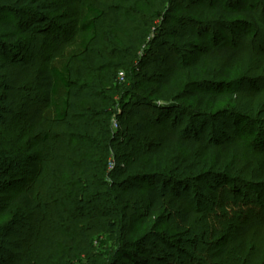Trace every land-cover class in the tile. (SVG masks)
I'll return each mask as SVG.
<instances>
[{"label": "trees", "instance_id": "1", "mask_svg": "<svg viewBox=\"0 0 264 264\" xmlns=\"http://www.w3.org/2000/svg\"><path fill=\"white\" fill-rule=\"evenodd\" d=\"M155 1L157 3L139 0L136 4L139 10H129L135 13L136 22L120 0L83 4L85 14L77 28L76 52L61 65L46 59L42 68L34 73L42 106L49 108L51 121L60 132L50 134L43 127L38 131L42 132V175L46 180H53L48 189V209L52 207L55 216H42L45 235L42 243H38L29 255L32 264H82L83 261L85 264H163L165 255H158L157 261L154 260L143 243L153 238L151 235L162 215L174 216L176 229L180 232L190 228L194 211L182 210L190 204L182 201L177 187L189 183V175H198L200 181L210 179L224 160L241 161L246 157L248 138L257 141L255 147L264 149V143L255 139L260 136L256 127L252 124L245 132L244 120L226 111H219L218 114L223 115L216 119H227L226 129L231 125L235 127L238 135L235 142H220L225 135L215 128L210 132V143H201L196 137L198 131H203L215 119L203 112L205 108L212 111L221 104L235 103L237 94L229 92L222 80L229 79L233 71L247 74L261 58L246 47H235L232 42H216L215 36L202 50L201 45L207 42L205 33L214 22L223 30L237 28V32L243 31L250 28V23H256L258 13L248 2L241 0L235 4L230 0H192L180 8L184 17L178 21L173 16L177 13L173 6L178 0ZM166 4L171 7L162 14ZM7 8L0 3V17L6 15ZM157 20L174 29L162 28L163 33L175 41L173 51L189 49V55L195 54L191 60L174 62L157 72L152 87L145 88L139 96L141 84L127 88L130 74L131 80L137 79L135 53L127 55L123 66L114 63L121 61V50L112 36L114 31L124 33L131 23L141 26L139 30L143 32L144 27ZM46 21L42 19V23ZM180 24L197 27V30L178 28ZM0 31L11 34L12 39L17 37L14 33L18 30L12 22L0 21ZM42 33H47L46 28H42ZM48 37L49 40L53 38ZM164 47L162 44L157 46L159 53H164ZM9 63L12 62L0 58V75ZM218 64L221 66L217 68ZM129 65L132 68L126 69L127 74L119 80L107 82L103 78L109 71L116 72ZM90 73L100 79L92 81L88 76ZM125 87L124 99L131 96L138 99L152 111L149 117L138 116L133 122L125 120L122 123L124 114H116L114 105L117 95L120 96ZM89 92L91 94H85ZM180 102L190 103L196 110L188 109ZM180 114L189 118L181 128L178 127ZM113 120L124 130L113 131ZM124 131L129 135L126 136ZM241 133L246 138L241 139ZM48 151L51 160L50 167L46 168ZM9 156L0 149L2 177L8 176L3 169L9 165ZM186 157L193 162L183 166ZM38 160L41 159L36 156L30 164L32 176L40 171ZM173 165L178 168H172ZM168 186L174 187L173 194H167ZM111 191H116L120 198L111 196ZM257 191L260 194H255V209L249 210L236 203L222 206L217 211L216 215L230 212L232 216L229 213L231 223L225 230L227 234L223 232L222 238L221 229H213L202 250L215 264H226L231 251L235 250L240 251V258L242 255L250 257L249 264H264V220L256 218L257 214L264 213V186ZM112 197L114 209L103 206L102 200ZM8 205V208L17 206L31 214H39L41 210L45 214L43 203L41 206L30 189L17 192ZM125 207L138 214L139 227L130 235L131 241L121 240L117 242L118 246L110 248L113 232L108 231V224L127 222L126 215L121 213ZM250 211L254 218L248 221ZM0 264H13V260H0ZM238 264L244 263L238 260Z\"/></svg>", "mask_w": 264, "mask_h": 264}, {"label": "rangeland", "instance_id": "2", "mask_svg": "<svg viewBox=\"0 0 264 264\" xmlns=\"http://www.w3.org/2000/svg\"><path fill=\"white\" fill-rule=\"evenodd\" d=\"M103 1L107 0H0L2 5L8 7L6 15L1 16L0 21L12 22L18 30L14 33L17 36L16 39H12L11 34L0 31V58L12 62L9 63L7 70L0 75V149L10 154L8 157L9 165L4 166L3 169L4 172L8 173V176L2 177L0 172V260L12 259L13 264H32L29 255L38 243H42L45 235V224L42 221V216H55L52 207L51 210L48 209V189H50L53 180L52 182L46 180L47 178L42 175V132L38 131H42V127L54 135L60 131L59 127L51 121L49 108L42 106L39 92L36 90L34 73L38 68H42L46 59L51 60L55 65H61L68 61L69 57L76 52L77 28L85 14L83 4ZM120 1L127 11L139 10L136 8L139 0ZM153 1L157 3L155 0ZM190 1L192 0H178L174 3L173 10L177 13H174L173 16L178 21L184 17V13H180L182 12L180 8L189 5ZM236 1L230 0L232 4H235ZM241 1L248 2V5L258 13L259 19L256 23H250V28L237 32V28L231 31L220 29L219 25L214 22L205 33L207 42L202 44L201 48L202 50L206 49L215 36L216 42H232L235 47L248 48L256 55L261 56V61L255 62L247 74L233 71L229 79L222 80L229 92L232 91L233 94H237L235 103L221 104L212 111L206 108L203 110L215 119L210 121V126L208 125L203 131L197 132L196 137L201 143H210V132L214 128L219 132L221 130L225 135L224 140L219 139L220 142H235L238 139L235 127L232 125L229 129L224 127V125H228L227 119H216L219 115H223L218 114L219 111L232 113V115L237 116V119L244 120L245 129L243 130L245 132L253 124L256 127L254 129L260 133V136H256L255 139L259 138L257 140L264 143V0ZM170 7L166 4L164 11L162 7V14L167 13L166 10ZM130 11V16L136 22L135 13ZM42 19L47 21L42 23ZM42 28H46L47 33H42ZM140 28L141 26L139 27L138 24L131 23L122 34L114 31L112 38L119 44L121 50H119L121 61L114 63L123 66L127 55L132 52L135 53V64L138 63L135 75L137 79L131 80L130 74L127 88L141 84V91L137 93L142 96V91L145 88L150 89L152 87L157 72L165 70L174 62L180 63L182 60H191L195 53L189 55V49L173 51L171 48L176 47L175 41L164 34L162 28L167 31L174 29L170 26H163L158 20L152 25L149 24L144 27V33L139 30ZM178 28L197 30V27H185L181 24ZM48 35L53 38L49 40ZM160 44L165 45L164 53H159L157 50V46ZM133 66L135 65L133 64ZM220 66L218 64L216 67ZM132 67L129 65L128 68L124 67L116 72L109 71L103 78L107 82L119 80L124 77V74H127L125 70ZM88 76L91 77L92 81L94 79L97 82L98 78L100 79L91 73ZM127 88L122 89L120 96L117 95V102L114 105L116 114H124L122 123L125 120L133 122L138 116L149 117L152 111L141 105L138 99H134L132 96L124 99ZM121 103L126 106L125 109ZM180 104L187 106L188 109L196 110L195 106L190 105V103L180 102ZM187 120H189L187 116L180 114L178 127H183ZM118 124L116 120H113V131L124 130ZM124 134L129 135L126 131ZM242 137L243 133H241L240 138H246ZM255 146H258L257 141L248 138L246 157L242 158L241 161L236 159L224 160L221 167L215 169V174L210 179L200 181L198 175H189V183L177 187L176 192L182 201L190 204L182 210L194 211L193 222L187 231L180 232L176 229L173 215V217L162 215L157 229L153 230L154 233L151 235L153 238L151 237L152 239L143 243L149 256H154V260L157 261L158 255L164 254L163 264H215L213 259L203 254L202 250L205 249L213 229H221L220 237L223 238V232L226 233L231 223L229 222L230 212L216 215L217 211L222 206H232L236 203L246 206L249 210L255 209L257 206L254 203L255 194H260L257 190L264 186V149L261 146L259 148ZM45 155L46 168H49L50 152L48 151ZM36 156L41 159L37 161L40 171L32 176L30 164L34 162ZM191 162L193 159L186 157L181 165H189ZM175 167L177 165L172 166V168ZM44 174L47 175L45 170ZM42 176L45 178L42 179ZM174 176L176 177V175ZM225 180H230L232 183L227 184ZM23 189L33 191L41 206L43 203L45 214H42V210L39 214H31L17 206L8 208L11 198ZM174 190L173 186H168L166 192L173 194ZM110 194L120 198L116 191H111ZM113 197L103 199V206L114 209ZM8 209L9 211H7ZM258 211L260 212V210ZM121 213L126 215L127 222L124 221L119 225L116 223L108 224V231L113 232L110 248L118 246V241H131L130 235L139 227L138 214L134 210L125 207ZM230 214L232 216V213ZM251 214L252 212L248 221L254 218ZM256 218L259 221L264 220V213L262 215L257 214ZM52 235L53 240H55L53 236L57 239V234ZM65 252L68 253L69 251L66 250ZM240 255L238 250L231 251L226 264H238V260L244 264H249V261H252L250 257H245V255L240 258ZM85 263L86 261H83L82 264ZM69 264L76 263L70 262Z\"/></svg>", "mask_w": 264, "mask_h": 264}]
</instances>
